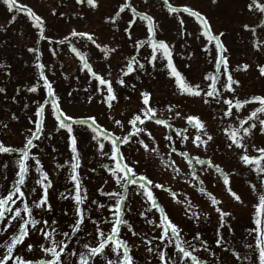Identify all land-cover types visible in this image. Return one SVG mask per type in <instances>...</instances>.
I'll use <instances>...</instances> for the list:
<instances>
[{"label":"rangeland","instance_id":"374dc122","mask_svg":"<svg viewBox=\"0 0 264 264\" xmlns=\"http://www.w3.org/2000/svg\"><path fill=\"white\" fill-rule=\"evenodd\" d=\"M55 1L56 3L53 2V0H17L18 4L27 5L45 20V34L52 37L54 40L62 39V35L65 33L69 32L70 34L72 30L70 29V31H68L65 29V25L70 24H81L80 27L84 28L83 32L87 33H90L91 30H97L100 33L106 34L105 32L107 30V35L109 37L103 34L104 39L107 42H116L122 47L121 50H116L114 57L109 55L110 58H105V50L102 49L100 51L86 37H81L78 43L82 44V48L84 47L83 49L80 47L81 49L79 50L81 52L85 53L84 50L88 51V56L85 55L94 71L102 76H106L109 73H111V76L114 75L113 77L115 80L113 81H115L114 83L116 84H113V88L116 92L117 100L113 102V107L111 109H109L103 102L104 97L99 96V101L97 99L99 94H96L98 92L97 81L92 76H88L89 73H87V71H82L83 66L77 62L78 57L73 55L71 58L70 56L72 53L66 45L50 43L49 45L46 43V40L42 39L37 43V40L39 39L38 32L33 27V22L27 17L26 13L15 10L10 12L7 10L6 6L0 2V16L3 15L4 19H8L5 12L13 14L14 17L16 16L14 20L9 17L10 20L13 21L12 29L6 26L8 24L6 19L4 21L5 23L0 25V66L1 64H5V60H8V58L10 59L11 57H14L17 61L15 67H13V73H15L14 76H16L17 72L20 74L22 80L17 82L13 89H10V86L9 88L6 87L5 91L8 93L12 92L13 94H15V92H25L23 99L26 100L25 102H30L36 109L40 103H43L44 99L48 98L47 90L45 91L42 82L37 92L33 93L28 91V88L34 85L39 79V73L36 68V56L40 53V61L46 65L45 72L52 82L56 94L60 97L61 107L65 112L74 117L94 116L99 119L102 125L107 126L108 129L112 130H115L118 126L111 128L109 124H114V119L121 120L125 127L119 131H115L118 136L125 135L130 130V126L127 125V120L142 107L141 93L144 91L150 92V103L157 108L158 116L169 120L176 129L187 128L189 141L181 143L179 138L174 136L176 143L173 144L172 147L176 148V152H172V147L169 146V141L165 139L166 133H169L171 130L166 129L162 125H157L155 121H152V123H150L151 121H147V129L151 131L154 140L147 137L146 133L140 138H143L146 143H149L150 148L158 147L159 155L146 152L144 148L137 143V139L134 138L129 144L122 145L121 150L123 151L125 158L129 161L139 162L136 169L138 173L146 175L149 179L153 180L154 183L163 184L165 185V188H170L177 193V197L173 198L169 191L160 188H155L153 190L155 197L165 209L169 218L183 229L181 235L185 240L188 239L189 236L192 238L194 232L192 229L195 231L199 230L197 229V223L201 219H203L201 223L204 226L207 223L205 228L211 233L212 241L210 246L212 248L208 247L210 255H204L201 257L203 260L211 259L212 263H215V261L218 260L219 264H241L246 261V264H258L257 255L251 260H244L237 259L233 254L234 252H239L241 257L247 255V250H236V245H238L240 239H243L245 235H248V230L253 227L252 217L254 214V205L257 203L258 193L264 191V184L259 182L256 173L251 170L249 166L244 165L240 161V154L238 153H241L242 151L237 148L236 151L234 149L235 147H233L235 152L229 153L226 157H234L233 155L236 153L239 156L237 157L238 163L235 165L231 164L226 168H228V171L235 172V174L239 169L240 175L244 171H248L249 176H246L245 179H240L241 177L239 176L240 181L239 179L236 181L237 178L235 176H230L228 179L229 186L224 185V177L212 168H208L207 171H204L202 166L196 165L198 178L193 180L189 176H181L173 173L171 167L168 166L171 158L181 167L182 173L190 172L191 169L186 166L187 162L179 155V152L187 151L192 156H200L202 159L210 158L213 163L219 164L226 173L224 164L217 158L214 159L215 156L218 157L217 150L221 148L220 145H218V148H215L213 144V141L217 140L215 126L218 124V120H220L219 118L224 116L220 115L218 109V106L221 103H217V107L215 108L217 113L213 117L216 120H213V115L208 112V110H205V104L207 103H205L201 97H192L180 93L179 88L175 83V78L170 77L167 74L168 69L165 68L166 61L162 62L160 60V63H156L155 67L146 62V58L151 53V48L148 45H144L139 50L134 47V41H142L148 38L149 34L147 33L146 22L141 20L139 16L133 17L128 9H125V11L122 12L123 16H125V21L118 22L116 19V21L113 22L109 19L115 15L116 11L119 10V6L125 3V0H98V6L96 8H91L86 4L79 5L76 3V0H68L70 3L66 10L67 16L64 18L60 16L61 11L55 9L56 7H59V0ZM64 1L66 3V0ZM127 2H130L141 15L146 13L153 18L156 38L166 41L171 46L172 52L175 54V57L173 58L175 62L174 64L185 79L190 83L200 84L202 88H205L207 83L204 81V77L201 76L202 72H205L201 69L204 61L202 60L203 57H198V53L204 49L206 41L201 36L200 25L195 18L189 17L187 14H181L184 19V24L180 25L179 19L174 14H169L165 0H128ZM261 2H264V0H261ZM168 3L175 6L188 5L194 8L208 19L214 34L223 33L221 40L224 46L228 49L227 52L233 51L236 56L232 57L236 59L239 57L240 59H238L237 62L236 59L231 57L234 60H232L233 62H230V65L233 67H231L232 69H234L235 66L242 68L245 63L249 65L245 72H243V74L245 73V76L242 74L238 76V71L234 69L235 76L233 78L234 80L239 81L236 86L242 92L245 90V93L243 94H241L239 90L241 95L238 99L244 100L255 95H264V78L261 77L262 75L259 72V66H264V57L261 59L259 58L260 55H258L261 53V50L263 52V48L258 50L255 47L257 41H264V22L261 13L255 10L250 11L247 8V5L251 3V0H168ZM3 10L5 12H3ZM74 13L77 15H74ZM130 19L136 21V23L132 25V35H136V38L133 40L129 39L128 34L125 32V28L128 27L127 22ZM245 24L250 26L249 29L244 28ZM5 28L7 31H10V34L7 32L5 33ZM253 28L255 29V33L252 32L248 34V31ZM75 30L79 31L77 28ZM245 32V39H242L241 37ZM100 33H97L100 35L98 37L95 35L93 36V39L98 44L102 41L100 40L102 36ZM249 35L252 36V39H247ZM13 41H16L15 45L18 46L19 44V47H14V49L10 50L9 46L12 47ZM8 42H10L9 45L7 44ZM209 46L214 47L213 45ZM33 47L38 48L40 52L33 53L29 51V49ZM51 48H56L57 54L55 56L52 55ZM253 50L256 59L254 58L255 60H250L249 58H246L247 54H251ZM202 54L204 55V53ZM133 55H136L137 58L141 56L143 63H145V69H137V71L129 74L127 77H123L125 79V84L120 85L117 81L121 78V69L124 67L127 59ZM23 58L29 60L28 62L30 64L21 60ZM67 60H71L73 62L72 65L67 66ZM118 61L124 62V65L122 67L116 65V62ZM33 62H35V65ZM200 69L201 72L199 71ZM213 70L214 67H209L205 74H208ZM256 75L260 78L258 82V78L254 77ZM252 78L255 83L252 84L250 90H248V82ZM79 79V83H76L75 81ZM204 82L206 84H204ZM4 83L6 84V82ZM79 87L81 88L80 93L84 98L79 97L80 94H77ZM10 96L13 95L10 94ZM82 99H87V102H82ZM249 104L252 105L249 107V110L242 109V112L247 115H249L254 108L259 106L253 103ZM25 105L22 106L25 107ZM169 105L175 106L172 113L167 111ZM29 111L33 112V110ZM175 111H180L182 116L175 117ZM185 115H196L205 124L208 134L213 137V139L208 142L207 146L197 148L191 143V139L196 135L197 129L187 124L186 120L183 118ZM258 115L260 116V119H264V114ZM233 117L237 119L236 115L230 117V119H233ZM18 119L20 120V124L17 127H15L17 123L13 126V134L11 137L14 139V142H10V146L12 147H22L26 137L29 135L28 123H30V121H27V119L21 120L19 117ZM42 119L44 120V128L46 129L45 133L47 131L51 132L54 140L67 134L65 130L54 131V129H56L55 117L51 114L50 105H46L45 114ZM240 119L244 120L245 118L242 116ZM16 121L18 120L16 119ZM76 126L74 128V134L78 138L79 145H84L86 140L87 142L92 143L93 141L90 138L89 131L86 130L84 126ZM238 126L239 123L235 125V127ZM14 128L20 130L15 132ZM259 129L260 125L257 122L256 128L251 130L255 135L252 147H264V133ZM46 135L42 134L41 136H43V138L40 141L37 140L36 142L34 140L37 147L33 148L32 152L36 156L45 157L43 154L50 155V153L53 152L51 142H54V140L50 142L47 140ZM80 141L82 144H80ZM61 145L62 143L60 146ZM88 146L87 143L86 149L79 148L81 182L83 187L87 189V197L91 196V201H93L92 197H95L96 200H98V196L101 198L105 197V199L103 198L104 203H114V199L109 198L107 195H103L102 197L101 194H99V191L101 190H106L104 193L121 191L120 186L115 184L111 174L103 167L104 164H109L110 166L114 165L108 157L99 159V157H101L99 152L94 156L98 150L88 149ZM108 150L109 145L106 142L105 151L107 152ZM15 154L17 155L18 153ZM253 154H256L255 148ZM71 155L72 153L69 151L67 144L66 146L63 144V147H60V150L55 153L54 158H57L59 164H63V169H65L66 177L61 179V184H66L69 181L68 176L70 169L69 165L65 162L71 160ZM234 162L235 161H233V163ZM34 167L35 162H33V165L30 167L32 171V174L29 175L30 178L31 176L36 177L39 175ZM29 180L28 185L31 181H34L32 178ZM201 180L203 181V185L200 184ZM242 181L243 184H245V187L241 185ZM236 184L238 187H235ZM252 184L257 185L256 192L252 191ZM247 185H249V189L246 187ZM201 186L216 198H220V206H222L225 211L231 213V218L228 220L229 227L226 229L224 228L225 230L220 229L224 238V244L222 246H217L214 242L218 228V213L214 210L210 198L199 191ZM228 187H231L233 191L241 196L243 203L232 198L227 191ZM5 188L6 187L0 185V189ZM10 188L11 186L6 189L8 190ZM135 189V185H131L128 188V198L126 200V209L124 212V218L127 219L132 226V231H130L126 225L121 226L120 236L128 242L130 248L132 246L131 255L134 258V264H159L158 256L156 255V247L161 244V241L154 238L160 235V231L156 229V232H154V230H152L153 227L148 224V218H146V214L149 216L154 213V215L159 216V212L154 208H150V202L145 203L146 201L144 202L143 197L138 194ZM1 191L2 190H0V192ZM87 201L88 200L82 205L84 209L87 207ZM189 202L191 203V208H189ZM64 206L65 213L67 215L69 214L68 216L72 215L73 222L75 218L73 201L72 204L69 202L68 205ZM93 206L96 209H94ZM86 210L87 215L91 216V218L92 216H96V220L110 217L107 207L101 209L98 206L96 207L95 204H92L89 205ZM142 212L144 215H141ZM193 212L199 213V220L192 218ZM136 222H140L141 225L135 227L134 225ZM194 223H196V226H193ZM84 225L85 228L83 226L82 231L89 229L93 223L87 219ZM144 225H147V228ZM101 227L105 232L110 230V225L107 223L102 224ZM140 228H142L143 231L146 229L143 232L144 234H141L143 236L136 232V230ZM245 228H247L248 232ZM133 231H135L137 235H133ZM3 232L8 233V231ZM12 232H14V230ZM209 236L210 235L207 236L208 239ZM4 239V242L10 240V236L8 239L5 237ZM148 240H152L151 245H148ZM247 243L248 240L246 241V244ZM252 243H254V241ZM77 244H81V242L77 241L75 245ZM79 246L81 247L82 244ZM79 246H76V250H81ZM147 247H152L153 253H149ZM19 249L20 247L18 245L17 253L21 251ZM37 249L39 250V247L34 248L33 253ZM211 249L214 251L210 252ZM164 250L169 253L174 251L172 246H169ZM3 251V247H0V256H2ZM105 251L108 252V249ZM108 257L109 259H115L114 254L111 253L108 254ZM101 261H103V258L97 257L96 264H101ZM104 264H106V262H104Z\"/></svg>","mask_w":264,"mask_h":264},{"label":"snow or ice","instance_id":"6c2138e0","mask_svg":"<svg viewBox=\"0 0 264 264\" xmlns=\"http://www.w3.org/2000/svg\"><path fill=\"white\" fill-rule=\"evenodd\" d=\"M3 5L6 6L8 11H22L26 13L27 17L33 22V27L37 30L39 40H46L50 44L66 45L71 53L79 57L83 69L87 71L96 81H98L97 90L100 91L104 97V103L109 109L113 107V102L117 100L116 92L112 86V82L109 78L98 74L93 70L92 65L89 63L85 53L78 50L76 46L73 45L69 36H64L62 39L54 40L45 34V20L35 13L27 5L18 4L17 0H0ZM79 5H88L91 8H96L98 6V0H76ZM167 4L169 14H174L179 19V24H184V19L181 14H187L189 17L195 18V20L200 25L201 36L205 39L206 43L204 45V51L211 54V49L209 45H213L216 51L214 59V70L204 76V81L207 82L206 88H202L200 84H194L188 82L182 73L177 69L173 62V53L171 46L164 40H159L156 38V30L153 18L148 16L146 13L141 15L137 12L136 8L132 6L130 2H125L119 6V10L116 11L115 15L109 19L113 22L116 21L121 13L125 9L130 10L133 17L139 16L141 20L145 21L147 24L148 38L145 40L134 41V47L139 50L144 45H148L151 48L150 55L146 58V62L153 67L158 59L161 61H166L165 68L168 69V76L175 78V83L179 88L181 94H187L192 97H201L205 103L209 102L208 98H213L217 103H221L226 106L223 112L225 117H232L236 115L233 109L238 113L240 109L249 103H257L259 106L254 108L248 117L244 120L239 121L238 127L229 126L224 129L227 134L230 143L229 148H237L242 151L240 155V161L249 166L251 170L256 173L257 179L261 184H264V147H255V153L250 155L248 153V144L246 139L252 135V129L256 128L257 122L260 125V131L264 133V119H260L258 114H264V95H255L249 99H237L235 96L232 98H224L222 89L229 93H235L236 89L233 85L238 84L239 81L234 80L232 73L229 71V58L226 55L228 49L224 46L221 36L223 33L214 34L212 31V26L208 19L201 14L199 11L188 5L175 6L168 3ZM250 11H257L264 15V2L261 0H251V3L247 5ZM15 19V17H13ZM136 23L134 19H130L127 24L128 27L125 28V32L128 34V38H132L131 27ZM249 25L245 24L244 28L249 29ZM255 33V29H252ZM71 37H86L93 44L96 41L93 39L92 35L87 32H78L75 29L70 33ZM99 47V45H97ZM257 49L264 48V41H257L255 44ZM51 53L53 56L57 54L56 48H51ZM29 51L33 53H39L38 48H30ZM115 51V49H112ZM249 67L248 64H243L242 68L246 70ZM36 68L39 73V79L34 85L28 88L30 92H37L40 88L41 82L43 87L47 89V99H44L43 103H40L37 110L36 116L40 117L33 120L34 129L29 130V135L26 137L25 142L22 147H12L6 146L3 142H0V153H18L16 159V164L18 166V171H15L16 179L11 185V188L6 190L5 195H0V225H2V230L7 231L9 227H13L12 221H16V231L12 234L10 240H6L3 247L4 251L2 256H0V264H65L62 260V256L66 253L68 249L69 242L72 236L77 235L82 231L85 219L92 220L91 216L87 215V210L82 207V205L87 200V189L82 186V182L79 176L78 169L80 167V152L78 150V138L74 134L73 125L84 126L86 130L89 131L90 138L92 141L96 142V147L100 155L108 157L114 166L109 164H104L103 167L108 170L111 177L114 179L115 184L120 186L121 191L107 192L103 195H107L109 198L114 199V203H110L107 206L104 204H99L98 207L103 209L107 207L110 217L102 218L100 220H92L94 225V239L95 244L83 243L81 250L71 249L67 252L68 256L75 257L74 264H96L97 257H102L103 261L101 264H134V258L131 255V248L128 242L121 238L120 231L121 226L126 225L130 231H132V226L129 224L128 220L124 218V212L126 209V200L128 188L131 185L136 186V192L140 194L146 202H150V208H154L159 212L158 223L153 220H149V224H154L155 228L160 231V235L155 237L161 241V244L156 247V255L158 256L159 264H206L205 261L201 260L200 257L195 254L197 248L186 241L181 235L182 229L169 218L165 209L160 205L157 198L154 195V189L160 188L165 191H169L173 198L177 197V193L172 191L170 188H165V185L160 183H154L153 180L149 179L146 175L137 172L138 161H129L125 158L122 149V145L129 144L134 138L137 139V143L141 145L146 152L150 154L159 155L158 147H151L149 143H146L142 137L145 133L147 137L154 140L151 131L147 129V121H155L157 125H162L166 129L171 130L166 133L165 139L169 141V146L172 147L176 143L174 136L179 138L181 143L189 141V135L187 128L176 129L169 120L160 118L157 114V108L150 103L151 93L144 91L141 93L142 107L139 111L131 116L127 120V125L130 126V130L122 136L116 135L114 132L109 131L107 128L100 125L94 116L86 117H74L65 112L61 107L60 97L56 94L52 82L46 75L45 69L46 65L40 61V55L36 56ZM139 70L145 69V63H142L136 55L129 57L121 69V78L117 81L118 84L124 85L125 79L129 74ZM223 69V71H221ZM259 72L264 75V66H259ZM109 76L111 73L108 74ZM225 77L223 84H221V76ZM4 88H0V92H4ZM46 105H50L51 114L55 117L56 130H65L68 139L70 141L71 148V160L65 163L69 165V177L73 182V189L69 192V196L75 201L74 211L75 218L72 223L69 224L70 231L58 232V222L52 220L49 223L48 220L37 219L33 214V206L38 209L44 210L46 213L53 210L52 204L48 199V190L52 187V180L49 178L48 173L44 171L41 161L38 156L33 154L32 149L37 147L34 140H39L40 136L43 134L44 120L42 117L45 114ZM175 106L169 105L167 111L169 113L173 112ZM175 117H181L182 113L180 111H175ZM187 124L197 129V133L194 138L191 139V143L197 148L202 146H207L208 142L213 139V137L208 134L205 124L196 115H185L183 117ZM239 119V117H237ZM250 121H252L250 123ZM114 124L120 128H124L125 125L121 120L114 119ZM108 143L109 150L105 151V143ZM172 152H176V148L172 147ZM179 155L187 162V168L191 169L190 172L182 173L181 167L177 165L174 159L170 158L169 167H171L172 172L181 175L189 176L193 180L197 179V169L196 165L203 167L204 171L208 168H212L219 172L221 176L224 177V184L228 185L229 180L227 174L220 167L219 164L213 163L209 159H202L200 156H192L187 151L179 152ZM29 160H34L35 171L40 174V178L37 179L36 183L40 185L42 189V195H40L37 200L32 202L30 206L26 193L24 191L25 181L29 174ZM206 166V167H205ZM5 167H7L5 165ZM58 168L64 167L63 164L57 165ZM191 182V181H189ZM203 185V181H200ZM251 189L253 192L257 191V185L252 184ZM32 192L36 191V188L31 189ZM199 191L202 194L207 195L210 198V202L213 206L220 205V201L217 200L210 192L201 186ZM232 198L236 201L243 203L241 196L238 195L231 187L227 188ZM63 199H68L61 193ZM19 201V205H17ZM180 202V201H177ZM91 203L96 204V201ZM15 206V207H13ZM189 208H191V203L189 202ZM214 210L218 213V228L215 236V244L217 246H222L224 244L223 235L220 229L229 227L228 220L231 218V213L225 211L222 206H217ZM141 215H144L142 212ZM192 218L199 220V213H192ZM109 224L110 230L105 232L101 227L102 224ZM39 226V227H38ZM32 234H39L40 238L46 243H40L38 245L39 249L45 254V258L38 260L28 259L22 255L15 254V250L18 245H23L25 238ZM133 235H137L135 231L132 232ZM57 235L61 236V239H57ZM92 235V234H89ZM250 235L254 243L248 244L247 247L257 255L258 264H264V191H260L257 197V203L254 205L253 214V227L250 231ZM193 239L197 241L205 251H208V244L206 240L201 239V233L197 232ZM148 245L152 244V240H148ZM172 246L174 251L169 253L164 249ZM27 250L31 252L34 245L28 243L26 245ZM108 249V252L105 250ZM149 253H153L152 247H147ZM114 254L115 259H108V254ZM237 259L251 260L252 257L244 255L241 257L239 252L233 253Z\"/></svg>","mask_w":264,"mask_h":264},{"label":"trees","instance_id":"16d2710c","mask_svg":"<svg viewBox=\"0 0 264 264\" xmlns=\"http://www.w3.org/2000/svg\"><path fill=\"white\" fill-rule=\"evenodd\" d=\"M17 80L18 82L19 81H22L21 80V76L17 77ZM4 86H7L6 84H4ZM5 92V91H4ZM2 92L0 94V142H3L6 146H9L10 145V142H14V139L11 137L12 134H13V126L14 124L15 127H17L19 124H20V120L18 118H16L18 121H15V117H16V114H18V112L20 111V108H19V104L21 106V103H24V94L25 92H18L15 94L13 93H4ZM13 95V96H10ZM20 100L21 103L19 102ZM15 119V120H14ZM27 119V118H26ZM12 127V128H11ZM15 132H18L19 130H16L14 128ZM59 143L56 142V144H52L51 147H52V150L53 152L52 153H55L57 151V149L59 147ZM50 153V156L51 158L47 159V162H48V168L46 169L47 172H51V174H53V172L55 170H57V160H54L52 157L54 154ZM0 156H2V154L0 153ZM12 158V157H11ZM9 156L8 157H0L1 160L5 161L3 163V165L7 166L6 167V170H1L0 168V185L8 188L9 186L12 185V183L14 182L15 179L14 178V175H13V169H11L12 167V163L15 161L14 159H11ZM51 174H48L50 175V179H54V175H51ZM53 182V181H52ZM53 184V183H52ZM0 189L2 190L0 192V195H4L6 194V190L7 189ZM42 195V189L40 188L39 189V192L35 191V192H32V191H29V194H28V202L30 204V206H32V202L37 200V198ZM34 197V198H33ZM51 191H50V188L48 190V199H49V202L51 200ZM36 212H38V214H36ZM33 214L34 216L37 218V219H44V220H48L49 223H51L52 220H56L58 222V232H62V231H70L69 229V224L72 223H68L66 222V216L64 214V211H59V214L58 213H54L53 211L51 212H45L44 210L42 209H38V208H35L33 206ZM50 214V215H49ZM46 216L48 217V219L46 218ZM92 220H96V216H92ZM92 220H89V221H92ZM39 227V226H38ZM87 228V226H86ZM89 234H92V235H89ZM94 226H90L89 229L87 230H83V231H80L77 236L71 240V242L69 243L71 246L66 250V253L62 256V260L64 258H66V254L69 250L73 249L75 247V243L77 241L80 240V242L83 244L85 242L87 243H90V244H93L95 242V239H94ZM62 237L57 235V239H61ZM35 239L37 240L36 244L39 245L40 243H46L45 241H43L40 236H37L35 237ZM94 245V244H93ZM82 248V246H81ZM41 258L45 257V254H42L40 255ZM65 261V260H64ZM66 263V262H65Z\"/></svg>","mask_w":264,"mask_h":264}]
</instances>
